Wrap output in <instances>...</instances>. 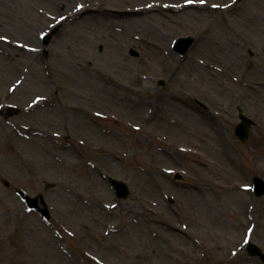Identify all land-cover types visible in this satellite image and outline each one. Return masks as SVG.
<instances>
[{"label":"rangeland","instance_id":"obj_1","mask_svg":"<svg viewBox=\"0 0 264 264\" xmlns=\"http://www.w3.org/2000/svg\"><path fill=\"white\" fill-rule=\"evenodd\" d=\"M183 1L0 0V264H263L264 0Z\"/></svg>","mask_w":264,"mask_h":264},{"label":"water","instance_id":"obj_2","mask_svg":"<svg viewBox=\"0 0 264 264\" xmlns=\"http://www.w3.org/2000/svg\"><path fill=\"white\" fill-rule=\"evenodd\" d=\"M56 31V28L52 30V32L44 37V43H48L51 35ZM191 37H185L178 40L177 44L175 45V49L178 50L180 53H184L188 46L192 43ZM160 84H163L161 81ZM16 111V109H14ZM238 110V117L240 119V122L236 125L234 132L237 135V137L241 141H245L248 135V129L249 127L254 123L250 118L245 116L240 109V107H237ZM12 111V112H15ZM256 180V189L255 192L257 195H260L264 192V186L261 183V180L259 178H255ZM110 184L114 187L116 195L118 197H126L128 195V187L127 185L119 180L110 178L109 179ZM23 199L26 200L27 204L31 207H35L38 209V211L45 217H49V211L46 206V203L44 202V199L41 194H39L36 197H29L26 193H24L21 190L17 191ZM38 198H40V202L42 203L43 207H40L38 205ZM247 250L251 255H257L261 261L264 263V253L262 250L256 246L254 243H249L247 246Z\"/></svg>","mask_w":264,"mask_h":264},{"label":"bare ground","instance_id":"obj_3","mask_svg":"<svg viewBox=\"0 0 264 264\" xmlns=\"http://www.w3.org/2000/svg\"><path fill=\"white\" fill-rule=\"evenodd\" d=\"M109 1V0H108ZM132 1H137V3L139 4V5H141V6H144V5H146V0H132ZM204 2H201V0H196V1H189V0H184L183 2H182V7H185V8H190V9H193V10H198V11H200V10H203L204 9ZM211 7L213 8L214 6H208V8L209 9H211ZM90 9H92V8H89L88 6H86L85 8H84V10H83V12L84 11H88V10H90ZM82 11V9L80 10V12ZM148 12H150V11H146L145 13H148ZM79 13V12H78ZM82 13V12H81ZM99 13L100 12H98V10H96V11H93L92 12V14H90L87 18H86V20L88 19V18H93V17H96V16H98L99 15ZM138 16H137V18H135V19H141L143 16H144V14L143 13H141V12H137L136 13ZM131 20H134V19H131ZM113 29H115L114 28V26L112 27ZM122 28L123 27H117V30H122ZM130 38L132 39V40H134V41H139L140 43H142V44H144V45H148V46H151V48L152 49H154V50H157V51H159L160 52V46L159 45H156V44H153L151 41H149V40H147V39H143V38H141V37H139L138 36V33H136V32H134L133 30L131 31V33H130ZM163 54H164V56L165 57H168V56H170V52H169V50H165L164 52H163ZM193 61L195 62V64H197V65H201V66H203V67H205V68H207V69H209V70H213V69H215L214 67H212V66H210V65H208V64H205L204 62H201L200 60H198V59H193ZM200 67H196L195 69L197 70V69H199ZM96 73H98L99 74V72H97L96 71ZM102 78L105 80V81H112V80H114V78L111 76V75H107V74H102ZM112 79V80H111Z\"/></svg>","mask_w":264,"mask_h":264},{"label":"flooded vegetation","instance_id":"obj_4","mask_svg":"<svg viewBox=\"0 0 264 264\" xmlns=\"http://www.w3.org/2000/svg\"><path fill=\"white\" fill-rule=\"evenodd\" d=\"M78 106H79L80 108H82V105H81V104H79ZM86 111H87V109L85 108V111H83V112H81V113H79V114H80V115L83 114V115H82L83 117L87 118L92 124H94V122H95L96 120L93 119L92 116L88 115V113H86ZM55 125L58 126V125H57V121L55 122ZM74 125H75V127H78V121L75 122ZM60 130L66 132V128H65V127H62V129H60Z\"/></svg>","mask_w":264,"mask_h":264},{"label":"snow or ice","instance_id":"obj_5","mask_svg":"<svg viewBox=\"0 0 264 264\" xmlns=\"http://www.w3.org/2000/svg\"><path fill=\"white\" fill-rule=\"evenodd\" d=\"M201 2H203V0H201Z\"/></svg>","mask_w":264,"mask_h":264}]
</instances>
